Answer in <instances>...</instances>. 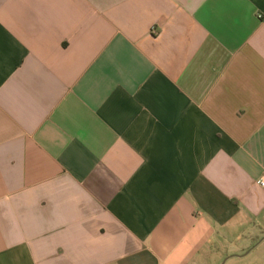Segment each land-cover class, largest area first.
I'll return each mask as SVG.
<instances>
[{
  "label": "crops",
  "instance_id": "1",
  "mask_svg": "<svg viewBox=\"0 0 264 264\" xmlns=\"http://www.w3.org/2000/svg\"><path fill=\"white\" fill-rule=\"evenodd\" d=\"M262 176L264 0H0V264L264 255Z\"/></svg>",
  "mask_w": 264,
  "mask_h": 264
},
{
  "label": "rangeland",
  "instance_id": "2",
  "mask_svg": "<svg viewBox=\"0 0 264 264\" xmlns=\"http://www.w3.org/2000/svg\"><path fill=\"white\" fill-rule=\"evenodd\" d=\"M259 250L254 249L251 253L242 258H233L226 264H264V255L259 253ZM225 259L220 263L222 264Z\"/></svg>",
  "mask_w": 264,
  "mask_h": 264
},
{
  "label": "built area",
  "instance_id": "3",
  "mask_svg": "<svg viewBox=\"0 0 264 264\" xmlns=\"http://www.w3.org/2000/svg\"><path fill=\"white\" fill-rule=\"evenodd\" d=\"M256 183L261 189L264 190V176L260 177Z\"/></svg>",
  "mask_w": 264,
  "mask_h": 264
},
{
  "label": "water",
  "instance_id": "4",
  "mask_svg": "<svg viewBox=\"0 0 264 264\" xmlns=\"http://www.w3.org/2000/svg\"><path fill=\"white\" fill-rule=\"evenodd\" d=\"M225 263H226V260L222 264H225Z\"/></svg>",
  "mask_w": 264,
  "mask_h": 264
}]
</instances>
